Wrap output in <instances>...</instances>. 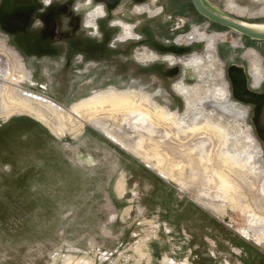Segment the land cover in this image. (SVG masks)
Masks as SVG:
<instances>
[{
  "label": "rangeland",
  "instance_id": "obj_1",
  "mask_svg": "<svg viewBox=\"0 0 264 264\" xmlns=\"http://www.w3.org/2000/svg\"><path fill=\"white\" fill-rule=\"evenodd\" d=\"M204 1L264 27V0ZM142 4L0 0V74L24 75L9 86L65 111L116 90L150 97L187 131L223 128L222 154L255 172L243 185L247 200L234 201L201 170L163 173L150 153L134 151L126 128H114L118 142L85 117L68 128L0 112V264H264V219L252 217L264 215V42L213 24L191 0ZM106 7L89 29L91 13ZM155 138L173 146L164 129Z\"/></svg>",
  "mask_w": 264,
  "mask_h": 264
},
{
  "label": "bare ground",
  "instance_id": "obj_2",
  "mask_svg": "<svg viewBox=\"0 0 264 264\" xmlns=\"http://www.w3.org/2000/svg\"><path fill=\"white\" fill-rule=\"evenodd\" d=\"M89 1L91 2V0ZM91 16L92 22H89L90 26L88 28L92 30H98L96 18H103V9L98 8L91 13ZM244 25L250 29L264 33L263 26H251L248 24ZM123 29L127 36H131L133 34L130 26L124 25ZM199 62H195L193 64L199 65ZM23 77L24 75L20 74H6L5 76L0 74V84H2L0 85V112L3 116L8 117L15 113L28 112L29 114H34L40 119H44L46 122L51 119L48 118L51 116L59 124L68 128L77 127V123L75 122L73 116L76 118L85 117L87 120H93L99 124V126L102 127L110 139L118 142L122 141L119 138V132L122 133V131H125L124 129L126 128L131 133L129 134L130 137L136 136V140L134 142V151L136 152L137 150L138 153H142L141 155L143 156L146 154L149 155L150 153L152 158L157 162L158 166L163 167V170H165L163 173L167 171V174L169 171V173H171L174 177V174L176 173L182 176L183 174L185 175V172H188L187 174L190 173V175L192 174L195 176L196 170H201L210 185L215 186L216 189L218 188L223 192L231 194V197H233L234 201L238 202L239 200L246 198L247 191L244 189L246 185L244 187L243 185L245 181H247L246 178L250 180L246 176L248 174H252V170L249 167L251 163H249V165L248 163L244 164L234 156H224L225 154H222L223 150L221 151L220 148L224 145V143H226L223 128L216 127L211 123H207L205 125L188 128L187 131V129H183L181 121L178 123V119H176L174 115L170 114L166 109L154 104L150 97L141 95L139 93L123 91L118 92L116 90L96 93L86 100L83 99L81 103L74 105L71 109V112L65 111L64 109L58 107L57 104L55 105L47 99L45 100L43 98L33 97L30 94H25L21 90L16 91V87L13 88L12 86H9V82H11V84L16 81L20 83ZM259 80L257 79V81ZM188 90L189 89L184 86H180L178 88V92L184 96L189 95ZM226 93L227 92L223 90H219L216 92V95H214L222 101L226 98ZM114 128L116 131H118V134L114 132ZM159 129H164L166 137L171 140L173 146L163 143L161 144L162 140L159 142V140L155 138V136L159 133ZM194 138L199 140L198 144L195 146V149L193 147V149L188 148L187 141ZM212 141L214 142V145H217V148L219 147V149H215V146L214 149H212L211 146V149L207 148V145ZM224 147H226V145H224ZM225 153L227 152L225 151ZM147 159L149 158H146V160ZM151 161L153 162V160ZM253 174H255V172ZM235 176L239 179L241 184L238 182V179ZM257 176L259 175L257 174ZM198 181L200 182V180ZM245 202L247 204V201ZM258 206L260 207V205ZM247 208L252 209L251 204L247 205ZM252 217H255L256 221L264 219V215L261 214V212L255 213V216L253 215Z\"/></svg>",
  "mask_w": 264,
  "mask_h": 264
},
{
  "label": "water",
  "instance_id": "obj_3",
  "mask_svg": "<svg viewBox=\"0 0 264 264\" xmlns=\"http://www.w3.org/2000/svg\"><path fill=\"white\" fill-rule=\"evenodd\" d=\"M197 12L208 21L220 27L232 30L250 40L264 42V33L246 27L244 24L228 19L213 11L204 0H191Z\"/></svg>",
  "mask_w": 264,
  "mask_h": 264
},
{
  "label": "flooded vegetation",
  "instance_id": "obj_4",
  "mask_svg": "<svg viewBox=\"0 0 264 264\" xmlns=\"http://www.w3.org/2000/svg\"><path fill=\"white\" fill-rule=\"evenodd\" d=\"M94 1V0H93ZM96 1H98V2H104V3H107L108 1H110V0H96ZM144 0H130V2H132V3H137L138 2V5H140V6H142L143 4H142V2H143ZM108 6V5H107ZM132 7H133V10H134V12H135V8L137 7V6H135V5H133L132 4ZM108 7H106V8H104V16H103V18H105L106 17V13H105V9H107ZM102 18V19H103ZM118 26H120V25H118ZM123 27H124V25H122ZM98 27V26H97ZM132 27V26H131ZM135 30V27L133 28L132 27V33H134L133 31Z\"/></svg>",
  "mask_w": 264,
  "mask_h": 264
}]
</instances>
